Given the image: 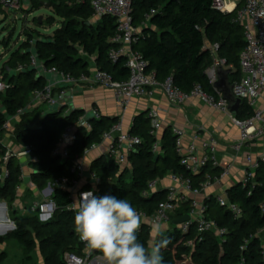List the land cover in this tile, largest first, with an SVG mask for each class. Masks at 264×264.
<instances>
[{
    "label": "trees",
    "instance_id": "1",
    "mask_svg": "<svg viewBox=\"0 0 264 264\" xmlns=\"http://www.w3.org/2000/svg\"><path fill=\"white\" fill-rule=\"evenodd\" d=\"M47 1L52 15L46 24L49 27L57 25L56 31L52 36L37 30L26 33L28 39L11 52L8 61L2 65L3 78L0 79L8 85L5 93L0 92V131L9 119L17 118L12 125L13 139L18 146L30 148L37 159L29 166L31 182L39 191L54 186L61 179H73L75 163L101 144L105 132L117 121L94 118L90 122L92 130L84 126L77 129L67 159L54 156L68 129L78 124L85 112L68 113L61 107L42 115L41 107H38L18 116L27 108L32 95L47 86L46 79L38 78L37 72L30 67L35 56L33 52L36 51L35 57L46 68H55L66 75H90V62L94 60L97 70L108 72L114 81L125 82L129 77L125 57L116 63L109 60V53L115 47L111 43L117 29L115 19L105 18L92 23L91 0ZM244 1L240 0L232 13L225 14L213 8V0H134L132 16L134 26L140 31V41L135 49L146 60L148 72H155L161 82L172 77L175 85L187 94L201 87L204 94L218 98L207 74L214 64L215 46H218L219 58L233 68L232 84L242 78L241 55L246 43L243 28L234 19ZM42 6L40 0H35L31 12L23 9L22 12L31 15ZM152 12L155 13L151 15ZM147 15H151L148 22ZM34 22L43 28L39 19ZM21 66L29 68L18 72ZM253 115V110L243 101L236 116L238 121L250 120ZM151 132L150 119L147 115L139 116L130 134L141 138L142 143L130 153L129 167L122 169L111 156L95 161L91 170L102 182L96 188L88 183L82 191L93 189L97 196L116 195L152 216L166 201L167 193L155 191L145 196L151 182L180 175L191 179L198 187L207 175L221 174L222 170L212 165L199 174H193L183 166L182 156L177 152V136L170 130H166L160 140L161 152L155 154L153 147L158 139ZM0 156H5L3 147H0ZM15 161L12 159L8 164L9 177L0 181V201L5 202L7 217L14 222V229L0 237V248L7 241H17L24 249V260L31 261V254L39 245L45 264H66V255L80 256L83 246L74 228L75 211L70 190L53 188L51 200L55 203V212L49 220L42 221L38 213L22 215L16 202L18 188L23 184V169L22 165L16 166ZM3 170L1 162L0 175ZM227 197L243 210V217L236 219L227 208L218 204L216 196H210L205 201L207 214L226 233L208 232L198 240L195 226L188 233L172 226L164 234L170 240L162 250L164 264H264V164L248 185L244 186L242 182L234 185L227 191ZM189 210L190 202L183 203L172 222L187 215ZM137 235L138 240L148 246L152 240L151 226L143 224ZM192 241L194 247L189 246ZM6 258V253H0V264Z\"/></svg>",
    "mask_w": 264,
    "mask_h": 264
},
{
    "label": "built area",
    "instance_id": "2",
    "mask_svg": "<svg viewBox=\"0 0 264 264\" xmlns=\"http://www.w3.org/2000/svg\"><path fill=\"white\" fill-rule=\"evenodd\" d=\"M237 1V0H234ZM228 3L226 0H213V8L225 14H230L237 8L236 2ZM133 3L134 0H91L92 23L101 22L105 18H113L116 20V33L111 39V43L115 46L109 53V60L116 63L122 56L126 58V67L129 71V77L125 82L114 81L113 76L108 72L96 70L90 75H81L74 77L60 73L55 68L48 69L40 65L35 56L32 57L30 67L39 68L40 72L46 76L58 75L61 78L59 86L48 84L43 91L35 92L25 110L19 112L18 116L23 115L28 110H34L38 107H63V101L66 96V89L77 86H87L89 88L101 87L111 90L114 93L116 103L121 107H127L133 100L139 98H152L157 90L163 91L170 103L175 106H182L193 97H200L205 102L213 106L216 110L232 115L228 111V102L219 96L218 98L204 94L201 87H197L187 94L181 91L174 83L172 77L161 82L158 80L155 72H148L147 62L143 55L135 49L140 41V31L134 26L133 20ZM23 9L22 0H0L1 12L21 13ZM155 12H152L153 15ZM146 16V22L150 20V16ZM17 19V17H16ZM243 28L244 39L246 43L245 50L241 55L242 78L233 83L234 94L241 101L248 103L253 110V118L240 122L235 120L237 126L242 130L240 141L233 147L235 153H241L245 147L252 142H256L264 137V107L260 108L259 103H264V0H245L241 8L237 11L234 19ZM218 46L213 50L217 51ZM221 66H227L226 61L218 59L213 66L207 71L208 77L212 84L217 81V69ZM29 67H20L18 72L25 71ZM8 85L0 80V92L5 93ZM94 118L99 119L101 115L94 112ZM151 121L152 135L158 139L153 147V152L159 154L160 139L158 132L162 128L159 114L157 111H151L148 114ZM17 119V118H16ZM14 119V120H16ZM13 119H9L0 131V147L5 150V156H0V163L3 162L4 170L0 175V181L4 182L9 177L8 164L12 159L26 158V164L36 161L32 156L30 148H22L18 151L15 149V141L12 135ZM80 126L92 130L91 123L81 118L78 124L71 126L65 134L60 146L55 149L53 155L62 159L69 157L68 148L76 140V131ZM177 152L182 156L181 164L185 166L193 174H199L205 167L212 165L213 168L222 170L219 176L207 175L204 182L195 187L191 179L184 178L180 175H171L173 185L167 189V199L161 203L154 215L149 216L147 212L138 210L142 217V225L148 222L152 226L153 222L159 221L165 225L171 224L175 218L177 211L185 202H190V210L187 215L190 221L179 228L182 232L188 233L194 224L200 237L208 232H217L220 235L226 233L221 229L218 223L209 218L207 214V206L205 201H201L207 191L215 185L221 184L225 178L229 176L230 166L222 165L218 160L219 141L214 135H209L201 142V154L197 147L198 138L195 137L187 147L183 144V133L177 132ZM103 141L110 144V155L122 169L129 167L128 157L130 153L138 147L142 140L137 136L125 133L121 123L114 124L103 135ZM248 167L244 173L242 184L248 185L254 178L256 171L264 164V154L258 157L248 155L246 157ZM85 169L78 162L75 163L72 174L73 179H61L54 186H50L53 190L55 187H63L69 189L73 198V210L75 204L82 193L96 192L92 190L82 191L81 182L84 178ZM28 177V176H27ZM26 176H22L23 184L18 188V195L21 187L25 184ZM89 182L94 188L101 184L98 175L90 171ZM159 182L154 181L149 184V190L144 193L145 196L159 190ZM32 182L29 184L31 185ZM32 186H34L32 184ZM54 192V190H53ZM217 202L221 207L227 208L236 219L243 217V210L236 204L228 201L227 198L218 196ZM33 214L38 213L42 221L52 218L55 212V203L50 199L32 204L28 210ZM201 240V239H200ZM83 251L80 256L66 255V264H106V261L99 251L90 250L84 242L80 240ZM195 242L189 243L190 247H194Z\"/></svg>",
    "mask_w": 264,
    "mask_h": 264
},
{
    "label": "crops",
    "instance_id": "3",
    "mask_svg": "<svg viewBox=\"0 0 264 264\" xmlns=\"http://www.w3.org/2000/svg\"><path fill=\"white\" fill-rule=\"evenodd\" d=\"M35 0H22L23 10L27 13L31 10L32 3ZM47 2V0H46ZM8 16L7 13L1 12L0 17ZM211 48L210 45H208ZM214 62L219 59L217 51L213 50ZM225 71L232 70V67L221 66ZM90 70L94 72L97 66L94 60L90 62ZM218 70V69H217ZM43 76L46 79L47 85L59 86L61 78L58 75L46 76L40 71L37 72V77ZM232 74L229 76L232 82ZM219 81L217 71V81ZM217 91V90H216ZM218 93V91H217ZM222 97L221 94L218 93ZM63 108L69 113L72 110L85 112V115L90 112H97L108 120L116 123H121L125 133H131L136 119L139 116L147 115L151 111H157L162 124L161 130L158 132V138L161 140L165 134L164 129L170 130L173 135L177 132L183 133V144L185 147L195 138H198L197 147L201 154V142L209 135H214L219 141L218 160L224 166H230L229 176L221 184L215 185L207 191L199 199L205 201L210 196H220L227 198V191L234 185L240 183L244 177V173L248 167L246 157L252 155L255 157L264 154V137L256 142L249 143L243 152L235 153L233 147L240 141L242 130L236 125V116H230L216 110L213 106L205 102L200 97L190 98L186 104L175 106L166 97L161 90H157L152 98H139L133 100L127 107L121 108L115 101L114 93L101 87L89 88L87 86L70 87L66 89V96L63 101ZM259 107L263 108L264 103L260 102ZM41 113L44 115L48 109L41 107ZM248 120H242L245 122ZM15 149L18 151L20 146L15 144ZM110 144L103 141L101 144L94 146L87 154L79 160L85 169L84 178L81 186L84 187L90 183L89 172L92 171V164L100 159L109 158ZM26 158H19L22 165L23 175L28 176L32 172L29 165L26 164ZM173 185L172 177L168 176L159 182L160 192L166 191ZM25 188L32 195V202H42L50 199L53 192L50 193L49 187L44 191H39L34 185L24 184ZM36 199V200H33ZM23 201V200H22ZM28 201V200H27ZM16 206L22 215L28 214V205L22 204L21 200H17ZM5 202L0 201V237L6 236L14 228V222L7 217ZM0 253H6L7 258L2 264H45L44 257L41 253L40 246L37 245L35 251L31 254L32 260L25 261L23 247L14 240L7 241L0 248Z\"/></svg>",
    "mask_w": 264,
    "mask_h": 264
},
{
    "label": "clouds",
    "instance_id": "4",
    "mask_svg": "<svg viewBox=\"0 0 264 264\" xmlns=\"http://www.w3.org/2000/svg\"><path fill=\"white\" fill-rule=\"evenodd\" d=\"M74 228L88 249L102 253L106 264H164L162 250L170 240L166 225L153 222V241L138 240L142 217L127 199L113 194L82 193L75 204Z\"/></svg>",
    "mask_w": 264,
    "mask_h": 264
},
{
    "label": "rangeland",
    "instance_id": "5",
    "mask_svg": "<svg viewBox=\"0 0 264 264\" xmlns=\"http://www.w3.org/2000/svg\"><path fill=\"white\" fill-rule=\"evenodd\" d=\"M226 1L230 3L234 0H226ZM40 2L49 4L48 1L46 2V0H40ZM234 2H236V4L238 5L240 0ZM29 12H31V10ZM7 14L8 16L6 17H0V79L3 78L2 65L8 61L11 52L19 48L20 45H22V43H24L28 39L26 33H29L30 30H37L41 34H44L46 36H52L57 29V25L53 27H49L46 24L47 18L52 15V10L50 9V7L46 8V6H42L39 10L35 11L31 15L24 14L23 12L14 13L11 11L8 12ZM39 18H42L43 28L36 26L34 22L35 19H39ZM5 40L7 41V44H3ZM0 106H1V102H0ZM44 108L48 109L47 112L60 109V107H53V108L44 107ZM15 165L16 166L20 165V161L16 160ZM31 197L32 195L30 194V192L27 191L25 188L21 187V191L18 195V199L21 200V203L22 204L25 203L28 206L34 204L31 200L33 197L32 198ZM171 229H172L171 224H167L164 234L168 233ZM152 241H153V234H152L151 242Z\"/></svg>",
    "mask_w": 264,
    "mask_h": 264
},
{
    "label": "water",
    "instance_id": "6",
    "mask_svg": "<svg viewBox=\"0 0 264 264\" xmlns=\"http://www.w3.org/2000/svg\"><path fill=\"white\" fill-rule=\"evenodd\" d=\"M41 4L43 6H46V8L50 7L49 4H46L44 2H42ZM39 22L42 23V18H39ZM33 53L36 56V51H34ZM40 65L45 66L42 63H40ZM32 71L38 72V71H40V69L39 68H33ZM217 71H218L219 81L214 84V87L218 91V93L222 95L223 99L228 102L229 113L232 116H237L239 114L241 107H242V101H241V99L237 98L236 95L234 94V85L232 84V82L229 79V76L231 74H233V71L232 70L225 71L223 67H219ZM39 77L40 76H38V78ZM72 111H74V110H72ZM84 119L86 122L90 123L94 119V112L87 113L84 116ZM165 131H166V129H164V132ZM31 174H32V172H30L28 177H26L24 180L25 184H27V185H29L31 183ZM49 191H50V193L53 192L51 187H49ZM189 221H190V216L185 215L182 218L174 220L171 223V226L179 227L180 225L188 223ZM145 224L150 225L148 222H146ZM192 226H194V224Z\"/></svg>",
    "mask_w": 264,
    "mask_h": 264
}]
</instances>
